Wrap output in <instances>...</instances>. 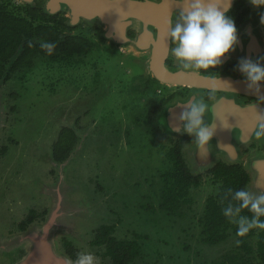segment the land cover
<instances>
[{"label":"flooded vegetation","instance_id":"1","mask_svg":"<svg viewBox=\"0 0 264 264\" xmlns=\"http://www.w3.org/2000/svg\"><path fill=\"white\" fill-rule=\"evenodd\" d=\"M108 1L111 0H94L93 11L85 15L72 10L63 0H0V11L7 9L13 17L16 15L15 17L24 18L29 23L27 37L24 38L22 47L25 46L27 38L40 46L29 45L17 51L19 55H28L26 63L16 64L11 58L9 61L4 60L0 67V195L4 200V209L8 214H13L14 204L19 199L11 196V190L14 178L19 180L22 171H14L11 160L15 147L20 145V140L12 135L11 129H14L18 121L19 102L26 88L23 85H27L32 74L36 73V64L44 63L45 66L51 65L50 67L67 66L81 69L82 72L87 71L85 68L91 67L94 72L99 66H103V61H100L101 54L105 53L108 56L113 54L120 58V65H127V73L130 76L134 75L133 86L145 98L147 110L145 109L141 124L145 133L152 136L157 143L163 163L162 169L158 172L162 181L159 195L151 197L156 203L153 205L145 203L141 208L152 214L155 223L159 222L158 214L170 219L173 224L170 227L163 224V227L174 237L173 230L176 229L175 223L178 222L174 221L185 218V207L195 204L194 192L206 179L216 189L201 198L198 209L202 213L196 223L199 240L208 248L222 247L230 240L234 243L228 251L216 253L215 257L203 264H235L231 259H236L239 264H264L257 255L258 228L256 234L249 238V244L253 248L250 253L242 247L241 236L232 228L228 231L226 239L217 243L206 241L202 224L209 198L219 194L222 179L229 173L235 176L241 173L247 179L245 190L254 195L264 194V138L257 140L254 135L258 123L264 122V82L261 83L259 93L250 90L245 77L237 67L241 58L257 60L264 57V23L260 22L264 8H254L249 0H234L229 14L235 20L239 43L234 51L222 58V64L205 71L183 69L180 62L171 54L170 49L174 45L170 42L164 52L156 50L154 41L158 42L160 39L159 29L136 19L132 21L114 19L111 2ZM132 1L143 3L146 0ZM178 1L180 2L175 4L171 13L172 24L178 19L183 7V0ZM54 36L57 42L54 44L52 54H48L42 45L51 42ZM155 58L166 72L160 70L156 72L162 74L154 72L151 63L153 66ZM207 78L216 79L219 83L210 85L204 80ZM212 89L216 91L214 96L210 97ZM194 98L203 100L208 105L205 120L214 126V134L206 146V152L201 151L194 137L173 130L175 127H183L179 116L184 110L185 103ZM65 114L61 119L62 129L50 150L49 160L52 161L53 167H50L49 174L53 180L49 184L52 186L37 191L41 193L43 203H38L33 195L32 200L35 202L33 206L25 207L17 217L11 215L12 218L8 220L7 225L0 224V264H18L30 253L34 241L27 245L24 242L18 243L15 238L42 227L51 217L57 196L63 197L64 193H69L71 202L75 204L74 195L64 186L63 181H59V178L63 179V175L59 172L58 166H64L78 149L80 141L78 129L81 127L82 116H68L72 123L67 124ZM68 140L71 141L72 148L67 153L66 149H62L60 142ZM177 148L183 160V168L198 177V183L179 198H175ZM18 203H21V200H18ZM73 204L68 205L72 209L66 210L67 215L87 214L84 211L85 202L78 203L82 205L83 210L80 205ZM122 226L124 227L123 219L116 218L92 227L82 235L76 225L75 241L71 240L73 238L68 237L63 229H57L54 241L58 249L74 264L80 252L93 254L96 264H117L115 257L119 256L123 257L119 264H144L142 259L146 258L147 254H142V250L148 252L150 243H145V240H149L150 235L138 234L131 230L127 232L129 229L122 233ZM191 227L190 220L188 226L182 229L188 234ZM86 240L88 247L85 245ZM189 241L187 237L183 238L181 245L184 250L190 248L184 247ZM163 244L164 247L167 245L164 239ZM174 246L167 257L165 255L160 257V249L157 247L152 254L148 252L149 256H155L149 264H163L161 263L163 258H178L179 264H185L182 259H186L190 264L191 260L186 256L177 253L175 258ZM196 252L195 264H199Z\"/></svg>","mask_w":264,"mask_h":264},{"label":"rangeland","instance_id":"2","mask_svg":"<svg viewBox=\"0 0 264 264\" xmlns=\"http://www.w3.org/2000/svg\"><path fill=\"white\" fill-rule=\"evenodd\" d=\"M101 57L103 66L94 72L91 67L82 72L81 69L67 66L36 64V73L32 74L27 85H23L26 88L19 102L18 121L11 129L12 135L20 140L11 162L14 171H22L19 180L14 178L11 196L16 200L19 198L21 203L17 200L15 211L8 214L0 195V224L7 225L12 216L17 217L25 207L33 206V195L38 203H43L41 193L37 191L52 186L49 184L53 180L49 174L50 167H53L50 150L62 129L61 119L66 113L67 124L72 123L70 116H82L78 129L80 141L71 160L64 166H58L63 175L59 181H63L74 195L75 204L71 202V194H63L68 204L78 206V203L85 202L84 211L87 214H74L71 217L66 214L67 209L64 211L76 223L75 227L78 226L82 235L92 227L122 218V233L129 229L127 232L131 230L150 235V239L145 240V243H150L147 249L150 254L157 247L160 257H167L175 245V258L178 253L189 258L190 264H195L197 251V263L203 264L215 257L216 253L228 251L233 246L232 240L222 247L208 248L198 237L196 223L202 213L198 209L201 198L216 189L206 179L194 192L195 204L185 207V218L174 221H178L173 230L174 237L163 227V224L168 227L173 224L170 219L158 214L159 222L155 223L152 214L141 208L145 203H156L151 197L159 195L162 186L158 175L163 166L162 159L157 143L142 127V116L146 113L145 98L133 86L134 75L127 73L126 64L120 65L118 56L103 53ZM154 217L157 218L156 215ZM190 220L192 227L188 235L182 228L187 227ZM70 226H64L63 231L70 232ZM67 236L75 241V229L72 235ZM185 237L190 240L184 245L185 248L190 247L186 248L188 250L181 245ZM163 239L167 244L165 247ZM85 245L88 247L87 240ZM148 252L142 250V254H147L142 259L144 264H149L155 258L154 255L149 256ZM182 260L188 264V260ZM179 261L178 258H163L161 263L179 264Z\"/></svg>","mask_w":264,"mask_h":264},{"label":"clouds","instance_id":"3","mask_svg":"<svg viewBox=\"0 0 264 264\" xmlns=\"http://www.w3.org/2000/svg\"><path fill=\"white\" fill-rule=\"evenodd\" d=\"M233 0H183V8L174 24L170 23L167 39L171 45V54L178 60L183 69L209 70L222 64V58L234 51L239 43L238 30L234 18L229 14ZM256 9L264 8V0H249ZM264 23V15L260 16ZM52 54L53 44L42 45ZM239 72L245 77L247 87L257 93L261 91L264 82V57L257 60L241 58L238 64ZM227 86V82H225ZM212 89L209 96H214ZM208 105L203 100L195 98L184 105L179 116L183 127L173 130L186 133L195 138L201 151L206 152L214 134V126L206 123L205 117ZM225 127L227 125L224 124ZM257 140L264 138V122L258 123L254 130ZM232 200L238 204H229L223 209V215L237 225V235L245 236L252 229H264V194L254 195L240 189L231 193ZM247 209L252 217L242 216L241 211ZM75 264H96L93 254L80 252Z\"/></svg>","mask_w":264,"mask_h":264},{"label":"trees","instance_id":"4","mask_svg":"<svg viewBox=\"0 0 264 264\" xmlns=\"http://www.w3.org/2000/svg\"><path fill=\"white\" fill-rule=\"evenodd\" d=\"M15 16L13 17L12 13H9L7 9L0 11V67L4 60L9 61L11 58H13V63L14 61H16V64L26 63L28 61V55H19V52L17 53V51L24 47H29V45L39 46L35 45L27 38L25 41V46L22 47L23 40L25 37H27V25L29 23H27L26 19ZM30 24L31 26L33 25L32 22ZM40 34L42 35V32H40ZM56 42L57 41L54 36L49 43L54 45ZM60 143L62 149H66L67 153L72 148V143L70 140L67 142L61 141ZM175 157L177 161L175 198H179L188 193V190L191 186L198 183V177L183 168V160L181 159V154L178 148L175 151ZM222 181L223 184L219 194L209 198L207 202L202 223L203 232L206 236L205 240L211 243H217L226 239L230 228H232L233 231L237 233V225L230 222L229 219L223 215V209L228 207L229 204H232L233 206L238 204L237 201L232 200L231 193L240 189L245 190V183L247 182V179L241 173H238L237 176H235L233 173H229L226 178L222 179ZM240 215L246 216L248 218L252 217V213L247 209H243ZM261 220H264V217H261ZM256 229L257 228L252 229L248 234L241 237L242 247L250 253L253 251V248L249 244V238L256 234ZM257 238V255L261 261L264 262V229H259ZM115 259L117 264L123 261V257L121 256L118 258L115 257ZM231 261L235 264H239L236 259H231Z\"/></svg>","mask_w":264,"mask_h":264},{"label":"water","instance_id":"5","mask_svg":"<svg viewBox=\"0 0 264 264\" xmlns=\"http://www.w3.org/2000/svg\"><path fill=\"white\" fill-rule=\"evenodd\" d=\"M72 10H76L80 13L88 15L93 11L94 0H63ZM107 1V0H106ZM111 13L114 19L120 20H139L147 25L155 26L160 31V39L158 42L154 41V47L160 52H164L166 45L168 44L167 31L169 24L171 23V13L174 10L175 4L179 3L177 0H161L160 2H155L151 0H146L143 3L132 0H111ZM234 2V0H233ZM232 2V3H233ZM183 8V7H182ZM103 10V8H101ZM107 9V8H106ZM153 66L151 67L157 74H162L156 72L158 70L165 71L161 63H157V58H155ZM166 72V71H165ZM210 85L219 83L218 80L213 78L204 79ZM64 197L57 196L55 200V206L52 209L50 219L42 226L38 227L28 234L16 237L15 240L29 244L34 241L30 253L20 260L18 264H74L70 258L62 253L54 241L55 230L63 229L66 225H71V231L67 234L72 235L75 227V222H72L67 215H63L64 211L70 210L68 203L64 200ZM65 209H64V208ZM72 217V216H71ZM24 246V244H23Z\"/></svg>","mask_w":264,"mask_h":264}]
</instances>
